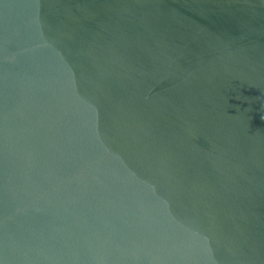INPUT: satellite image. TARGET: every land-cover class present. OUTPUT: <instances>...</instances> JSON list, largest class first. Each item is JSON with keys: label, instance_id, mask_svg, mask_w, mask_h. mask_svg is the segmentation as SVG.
<instances>
[{"label": "water", "instance_id": "water-1", "mask_svg": "<svg viewBox=\"0 0 264 264\" xmlns=\"http://www.w3.org/2000/svg\"><path fill=\"white\" fill-rule=\"evenodd\" d=\"M0 264H264V0H0Z\"/></svg>", "mask_w": 264, "mask_h": 264}]
</instances>
